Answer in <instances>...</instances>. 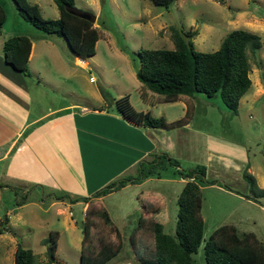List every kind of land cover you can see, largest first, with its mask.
Returning <instances> with one entry per match:
<instances>
[{
    "label": "rangeland",
    "instance_id": "rangeland-1",
    "mask_svg": "<svg viewBox=\"0 0 264 264\" xmlns=\"http://www.w3.org/2000/svg\"><path fill=\"white\" fill-rule=\"evenodd\" d=\"M35 2L44 17L59 16L54 0ZM74 3L77 8L98 12L95 22L101 36L96 41L95 53L82 59L73 54L63 36L50 34L53 44L48 48L52 54L44 51L39 57L30 59V74L35 82L40 80L44 85V100L48 106L64 102L100 105L96 94L103 87L114 97L128 94L136 109H148L154 116L177 118L185 112L181 102H185L183 98L181 101H155L151 104L141 95L142 83L136 76L138 50L172 48V26L184 30L195 29L197 32L192 40L195 48L202 51L217 49L224 36L233 28H247L257 32L261 45L255 50V56L250 54L252 84L244 94L245 98L240 99L237 113L230 112L222 104L219 95L206 97L198 93L199 97L188 98L190 124L181 131L190 143L198 141L201 149L203 145L200 143L204 142L210 148L213 146L247 155L251 169L254 170V173H250L255 177L256 183H264V0H174L168 6L155 4L150 0H74ZM0 4L7 13L0 26L5 37L21 32L42 33L22 17L13 0H0ZM33 92L35 107L36 90ZM106 107L111 110L109 104ZM201 133L210 134L209 139L203 138ZM174 135L180 136L181 133ZM197 156L199 155L195 150H191L190 154L187 152L182 158H178L179 168L188 170L194 167L201 162L196 160H202V157ZM129 172L131 171L119 176ZM155 177L160 178H153L148 182L150 186L157 188L156 195L151 198L145 191L142 195L139 191L145 189V186L137 184L116 189L105 195L102 203L100 196L91 198L90 206L95 213L88 214V247L96 252L103 244L117 248L121 242L120 249L105 264H142L138 260L139 256L153 255L154 235L149 222L134 234V245L130 241V232L138 223L141 205L153 212L148 219H156L163 223L165 231L174 232L178 209L176 199L187 178L181 177L171 164H167ZM3 178L0 180L9 182V185L4 190L0 187V229H3L0 232V264H14L19 246L33 250L36 256L34 264H60L57 261L63 264H80L82 224L88 202L75 203L56 199L54 192L65 191L62 187L40 185V189H34L33 184L27 188L29 192L24 198L21 190L17 189L15 194L12 189L17 181ZM105 179H94L88 188L105 185ZM96 184L98 187H95ZM233 188L242 192L240 187ZM86 190L88 192L87 187ZM244 192L254 204L242 202L236 197H227L215 191V188L204 189L202 213L206 217V223L203 240L197 252L193 253L197 264H206L204 241L223 220L228 206L236 207L233 210L234 220L237 215L241 216V221H236L237 229L253 231L264 242V192L256 186H249ZM22 199L23 203H16V200ZM139 200L142 202L139 203ZM102 207L107 209L113 224L107 223L100 215ZM50 232L56 239V247L52 249L55 261L51 262L47 254L50 243L46 240Z\"/></svg>",
    "mask_w": 264,
    "mask_h": 264
},
{
    "label": "trees",
    "instance_id": "trees-1",
    "mask_svg": "<svg viewBox=\"0 0 264 264\" xmlns=\"http://www.w3.org/2000/svg\"><path fill=\"white\" fill-rule=\"evenodd\" d=\"M13 1L22 17L39 28L43 34L63 36L74 55L85 59L95 53L96 41L100 38L101 32L94 24L96 16L92 10L77 8L74 0H54L59 16L50 18L41 14L36 2ZM150 1L168 6L174 0ZM6 17V10L0 4V26ZM171 30L174 44L172 48L158 47L138 50L139 65L136 76L142 83L143 98H146V89L156 93L154 98L156 102L178 100L182 95L196 97L198 93L206 97L219 95L222 104L230 112L237 113L239 100L252 83L250 54L255 56V50L260 47V35L247 28H233L224 36L217 49L202 51L195 48L192 40V36L197 32L195 29L184 30L172 26ZM31 45V38L27 34L19 33L7 37L2 44L5 62L14 70L30 75L28 59ZM100 91L106 103L113 104L122 116L135 124L169 129L190 121L189 105L182 116L167 119L163 115L154 116L149 110L136 109L130 102L128 94L114 97L109 95L103 87ZM167 164L175 166L181 177L187 178L176 199L178 209L174 232L165 231L162 222L148 219L153 212L141 205L138 223L130 232V241L134 245V234H137L139 228L149 222L148 225L154 235L155 251L151 257H137L140 263L197 264L193 253L197 252L204 235L200 182L227 185L217 179H205L206 166L204 164L198 163L188 170L179 168V159L169 155L166 151L155 152L150 158L139 160L136 173L114 178L96 188L90 195H72L63 190L59 193L54 192L56 199L88 202L82 224L80 264H105L121 247V242L118 243L117 248L103 244L96 252L88 247L90 240L88 214L95 213L90 206L91 198L107 194L127 183L140 182L147 177L158 175ZM243 176L247 179L249 186H256L264 192V188L256 185L255 177L247 169H244ZM1 185L3 183L0 182ZM14 190L16 194V189ZM27 194L28 191L23 193L24 198ZM23 202L24 199L16 200L17 204ZM99 213L107 223L113 224L105 207H102ZM2 230L0 229V232ZM46 240L49 241L52 249L56 247V239L52 232ZM203 254L206 264H264V242L253 231H239L232 223H222L213 228L205 239ZM35 261V253L30 247L19 246L17 248L14 264H34Z\"/></svg>",
    "mask_w": 264,
    "mask_h": 264
},
{
    "label": "crops",
    "instance_id": "crops-1",
    "mask_svg": "<svg viewBox=\"0 0 264 264\" xmlns=\"http://www.w3.org/2000/svg\"><path fill=\"white\" fill-rule=\"evenodd\" d=\"M92 11L96 20L98 12ZM94 24L96 25V22ZM27 35L32 41L28 62L34 57H39L44 51L52 54L48 48L53 44L51 35ZM6 38L0 31V179L5 177L7 180L17 181L13 188L11 187L14 193V189L16 192H29L27 188L33 184L34 189L45 185L50 188L62 187L70 194L90 195L96 189L88 188L94 179L106 178L104 181L107 183L129 170L134 174L138 161L150 158L152 153L166 151L178 159L195 150L199 155L197 157H202V160L197 158L196 161H201L199 163L206 166L205 179H217L227 185L200 182L201 213L205 201L204 189L208 188H215V191L227 197H236L242 202L254 204L252 199L244 194L249 183L245 180L243 171L247 169L254 173L247 155L235 154L213 146L210 148L204 142L200 143L203 145L202 149L198 141L190 143L181 131L189 126L190 121L169 129L135 124L122 116L113 104H109V110L101 92L96 94L100 105H81L76 102L45 105L44 85L40 80L35 82L31 74L24 75L5 62L2 44ZM34 72L37 73L36 70ZM53 80H56V77H53ZM145 95V99L151 104L155 102V93L146 89ZM243 96L241 98H245ZM182 98L185 102L181 101ZM188 98L194 97L182 95L174 101H181L186 110L190 105ZM195 131L199 132L198 129ZM179 132L180 136L174 135ZM201 134L203 138L210 137L208 133ZM101 173H104L103 177H100ZM155 176L140 182L127 183L122 187L129 184L144 185L145 189L139 192L143 195L145 191L151 198L156 195L157 188L150 186L148 182L153 178H160ZM0 182L3 183L0 186L2 190L8 188L9 182ZM232 185L242 188V192ZM95 187H98L97 184ZM258 187L264 188V183L258 184ZM107 194L100 196L101 203ZM141 202L139 200V203ZM75 203L87 204L85 201ZM227 208L229 209L225 212L223 220L217 225L228 222L236 226V221L239 223L241 216L237 215L234 220L233 210L236 207ZM202 217L205 225L206 217L203 213Z\"/></svg>",
    "mask_w": 264,
    "mask_h": 264
},
{
    "label": "water",
    "instance_id": "water-1",
    "mask_svg": "<svg viewBox=\"0 0 264 264\" xmlns=\"http://www.w3.org/2000/svg\"><path fill=\"white\" fill-rule=\"evenodd\" d=\"M83 15H86V14L83 13ZM47 254H48V257H49V259L51 261H55V256L53 254V251H52V248L51 247H48L47 248ZM57 262L60 263V264H63L61 261H57Z\"/></svg>",
    "mask_w": 264,
    "mask_h": 264
}]
</instances>
